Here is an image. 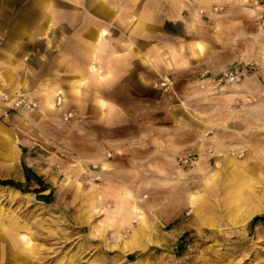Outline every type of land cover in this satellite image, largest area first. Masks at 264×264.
<instances>
[{"label":"rangeland","instance_id":"1","mask_svg":"<svg viewBox=\"0 0 264 264\" xmlns=\"http://www.w3.org/2000/svg\"><path fill=\"white\" fill-rule=\"evenodd\" d=\"M188 1L225 40L211 45L212 64L221 67L191 75L200 94L235 91L233 105L244 108L229 115L242 124L237 145L225 147L220 111L202 106L193 146L152 148L163 162L133 164L146 177L114 179L108 172L129 164L121 145L102 138L129 132L101 130L92 145L96 132L71 129L76 115L34 131L13 98L2 97L0 182L26 184L36 175L43 186L0 185V264H264V226L253 230L244 217L254 207L264 216V0ZM228 70L240 82H220ZM187 154L198 157L194 167L178 162Z\"/></svg>","mask_w":264,"mask_h":264},{"label":"crops","instance_id":"2","mask_svg":"<svg viewBox=\"0 0 264 264\" xmlns=\"http://www.w3.org/2000/svg\"><path fill=\"white\" fill-rule=\"evenodd\" d=\"M196 6L188 0H0V102L19 91L35 101L37 109L17 113L34 131L65 126L66 115H76L71 129L96 132V146L101 130L129 132L102 138L121 145L129 164L108 172L114 179L146 177L133 164L163 162V151L148 153L152 148L193 146L202 106L220 111L225 147L237 145L242 124L229 115L244 108L233 105L235 91L200 94L191 75L220 68L212 64L211 45L225 44L218 24L200 17ZM163 75L172 76L170 92L155 88ZM259 213L249 227L264 218Z\"/></svg>","mask_w":264,"mask_h":264},{"label":"built area","instance_id":"3","mask_svg":"<svg viewBox=\"0 0 264 264\" xmlns=\"http://www.w3.org/2000/svg\"><path fill=\"white\" fill-rule=\"evenodd\" d=\"M227 81L229 83H238L240 82V75L237 70H228L223 72V74L220 76V82ZM160 89L164 91H170L173 82L170 79V77L165 76L160 79L159 84L156 85ZM10 102H12V107L16 110L21 109H28V110H35L38 108V105L35 101L30 100L27 95L24 92H15L13 94ZM9 96H4V99L9 102ZM63 104V98L61 94L56 99V106L61 107ZM73 115L71 113L66 115V119L72 118ZM198 157L195 154H187L184 156H181L178 159V162L181 163L183 166L186 167H194L197 164Z\"/></svg>","mask_w":264,"mask_h":264},{"label":"trees","instance_id":"4","mask_svg":"<svg viewBox=\"0 0 264 264\" xmlns=\"http://www.w3.org/2000/svg\"><path fill=\"white\" fill-rule=\"evenodd\" d=\"M27 180H28V182L26 184L17 183V182H14L12 180H7V181L0 182V185L1 186H4V187H12V188H15L17 190H22V191H26L27 190V188H26L27 185H29L33 181H36V182L40 183L41 186H43L41 179L38 176H36V175H33L32 179H29L28 178ZM30 180H32V181H30ZM44 190H46V188H44ZM43 192H44L43 190L42 191L41 190H37V193L38 194H41ZM46 198H48V197L45 196V199ZM258 223H264V218H262V217H256V218H254V220L251 223V227L252 226H255Z\"/></svg>","mask_w":264,"mask_h":264},{"label":"bare ground","instance_id":"5","mask_svg":"<svg viewBox=\"0 0 264 264\" xmlns=\"http://www.w3.org/2000/svg\"><path fill=\"white\" fill-rule=\"evenodd\" d=\"M260 187V189H264V186L263 185H260V186H258V188ZM32 199V198H31ZM32 201H35V200H33L32 199ZM36 202V201H35ZM257 212H259V210H255L254 208H250V209H248L246 212H245V215H244V217H245V220H247V219H250L255 213H257ZM130 248H131V246H123V248H122V251L123 252H125L126 250L128 251V250H130Z\"/></svg>","mask_w":264,"mask_h":264}]
</instances>
